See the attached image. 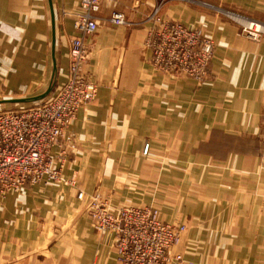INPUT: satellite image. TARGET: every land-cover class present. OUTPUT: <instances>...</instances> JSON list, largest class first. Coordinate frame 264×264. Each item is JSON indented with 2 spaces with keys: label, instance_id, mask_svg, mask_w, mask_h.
Masks as SVG:
<instances>
[{
  "label": "crops",
  "instance_id": "obj_1",
  "mask_svg": "<svg viewBox=\"0 0 264 264\" xmlns=\"http://www.w3.org/2000/svg\"><path fill=\"white\" fill-rule=\"evenodd\" d=\"M160 0H100L83 71L97 87L67 129L75 147L61 183L0 197V264H118L86 211L157 206L187 224L166 264H264V34L247 37L226 12L264 24V0H164L160 14L214 43L207 77L154 70L145 41ZM56 86L68 73L80 0H52ZM120 12L126 23L109 22ZM48 0H0L1 96L41 93L51 77ZM53 88V89H54ZM78 191L85 193L78 200ZM189 263V264H190Z\"/></svg>",
  "mask_w": 264,
  "mask_h": 264
},
{
  "label": "built area",
  "instance_id": "obj_2",
  "mask_svg": "<svg viewBox=\"0 0 264 264\" xmlns=\"http://www.w3.org/2000/svg\"><path fill=\"white\" fill-rule=\"evenodd\" d=\"M160 0L148 20L152 27L145 44L154 70L171 77H189L202 82L207 77L214 43L198 27L163 17ZM100 0H80L74 26L80 36L70 40L68 73L62 85L56 86L41 102L10 109H0V197L27 186H47L64 181L61 171L64 159L75 147L67 133L77 111L92 102L97 87L83 71L88 57L85 38L97 29L95 13ZM241 25L252 40L264 34V24L226 12ZM114 25L126 23L124 15L114 12ZM258 161L264 165V128ZM78 200L85 193L78 191ZM86 211L92 227L111 236L118 264H163L167 252L178 242L185 225H172L153 206L124 205L112 208L106 200L90 195ZM180 259L179 256L176 257Z\"/></svg>",
  "mask_w": 264,
  "mask_h": 264
},
{
  "label": "water",
  "instance_id": "obj_3",
  "mask_svg": "<svg viewBox=\"0 0 264 264\" xmlns=\"http://www.w3.org/2000/svg\"><path fill=\"white\" fill-rule=\"evenodd\" d=\"M49 6V15H50V29H51V39H50V53H51V63H52V70H51V77L49 83L45 87V89L38 94H29L25 96H1L0 97V109H10L16 108L19 106H25L34 104L37 102H41L44 100L53 90L55 81H56V70H57V60L55 55V48H56V15L55 10L53 7L52 0H48Z\"/></svg>",
  "mask_w": 264,
  "mask_h": 264
},
{
  "label": "rangeland",
  "instance_id": "obj_4",
  "mask_svg": "<svg viewBox=\"0 0 264 264\" xmlns=\"http://www.w3.org/2000/svg\"><path fill=\"white\" fill-rule=\"evenodd\" d=\"M0 89H1V87H0ZM1 92H2V91L0 90V94H1ZM0 97H1V95H0ZM36 185H38V184H36ZM51 185H52V184H51ZM32 186H33V185H32ZM47 186H50V185H47ZM153 207H156V208L159 209V207H157V206H153ZM159 210H160V209H159ZM160 216H161V218H162L164 221H166V222L169 223V224H172V225L184 224V225H185L184 230L180 233V236H179V240H178V242L175 243L174 245H172L171 248L168 250L167 255H166L167 260H166L163 264L168 263L170 260H177V259H176L177 256H179V257H180L179 260H181V259H182V254H181L180 252L172 253V252H171V251H172L171 249H173L174 247L178 246V245L181 243L183 233L187 230V224L184 222L183 218H180L178 212L175 213V214H173V219H172V220H167L166 217H165V215H164V213H161V211H160ZM189 263H190V262H188V264H189ZM190 264H197V263H194V262H193V263H190Z\"/></svg>",
  "mask_w": 264,
  "mask_h": 264
}]
</instances>
